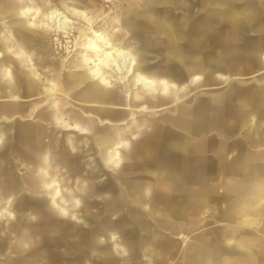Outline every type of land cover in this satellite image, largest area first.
Returning a JSON list of instances; mask_svg holds the SVG:
<instances>
[{"label":"crops","instance_id":"obj_1","mask_svg":"<svg viewBox=\"0 0 264 264\" xmlns=\"http://www.w3.org/2000/svg\"><path fill=\"white\" fill-rule=\"evenodd\" d=\"M32 1L0 0V15L11 19L12 15H19L27 21L31 31L43 35L51 33L49 16L53 10L63 11L70 17L73 10H78L85 12L86 16L83 20H75V25L81 22L90 26L89 36L86 37V43L79 47L83 52L79 55V61L71 66L72 73L54 69L52 66L56 65L45 63L46 53L35 54V59L39 61L35 65L29 64L27 61L29 56L19 49L2 56L1 60L5 63L0 64L3 66L0 67V154L3 152L8 154L11 150L15 158L25 159L30 164L44 163L43 170L38 171L40 180L31 179V186L36 191L43 189L46 192L48 200L53 204L52 211L59 218L75 224L77 223L75 211L82 213L86 209L81 201L85 186L79 179L75 188L69 186L67 183L69 176L64 175L71 170L67 168L66 163H77L82 160L78 171L84 170L96 175L98 187L103 180L111 181L105 178L109 175L126 178L154 176L156 184L160 185L154 201L163 209H171L173 214L162 222L150 223L168 237L177 238L174 240L176 245L169 253L165 264H184L185 252L189 257L193 256L192 262L189 260L188 264H199L201 260L204 264H264V235L226 239L222 241L226 250L218 252V255L206 251L199 256L190 247L191 244L196 245L198 241L181 242L183 235L180 233L189 225L191 219L195 225V212L199 216L201 211L208 208L234 211V222L228 223L232 226L259 225L258 220L264 221V183L259 185L262 187L260 192L252 189V186L249 187L258 177L259 168L250 167L251 161L244 158L242 150L243 147H247L252 151H258V148L264 147V120L261 123L263 135L259 138L252 136L253 133H258L260 128L257 98L264 96V82L255 93L239 82L262 75L264 81V72L254 76L264 71V52L260 63L258 58L247 51L259 66L246 76L236 66L231 67V70L228 67L229 63L219 61L226 65L229 73L234 72L233 75L239 77L231 82L236 88L233 95L226 92L228 81L221 72H217L218 74L211 78L208 67H204L207 72L209 71L206 74L207 79H212V83L206 85L201 84V78L206 71L194 73V90L200 92L193 100L194 95L191 92L184 91V87H179L167 76L157 77L137 66L136 56L132 51L134 45H138L139 48L143 47L153 53L147 47L153 38L164 37L167 41L173 38L175 44L183 45L177 42L182 37L180 17L176 13L181 5L180 0L177 2L139 0L137 6L140 9L129 11L123 21L132 38V45L122 41L113 42L92 29L93 19L86 10L70 7L67 2L62 9H54L44 0H41L42 8H35ZM205 2L217 6L214 12L219 19L225 20L230 15L236 16L244 12L247 19L253 16L252 9L245 11L241 8L230 14H218V9L224 10L223 4L217 3L216 0ZM236 4L243 3L236 0ZM131 29L145 34L144 43L140 35L136 38L131 34ZM154 29L157 31L155 35L148 32ZM210 30L209 25L204 26L203 35L209 34ZM241 34L242 32L239 33ZM93 45L103 51L122 50L130 54L134 61V66L130 67L133 69L132 74L111 68L110 70L99 63V54L92 50ZM252 49L257 48L251 47L250 50ZM88 56H92V60L97 61V66L102 67L101 77L93 73L94 67L88 62ZM200 60L211 63V60ZM10 61L12 64H9ZM32 66H37V69ZM44 71L48 72V76ZM144 81L149 83H143ZM210 85L218 88L201 90L202 87ZM132 86H137L139 91H132ZM19 93L27 98H19ZM149 94L159 96L156 102L160 106L167 105L172 99L183 97L178 101L181 111L177 124L158 122L159 119L167 118L168 109L152 111L145 107L139 108L141 106L139 104L149 99ZM247 94L250 95V99L246 98ZM41 98L44 99L34 105L24 104ZM209 101L219 102L212 110L205 109L204 105ZM185 107L193 108V114L187 116L184 113ZM141 117L147 119L146 122H140ZM16 119L32 123L16 125L14 122ZM124 122L127 123L123 124ZM134 124L135 130L131 131ZM168 131L195 138L196 141L184 144L170 141L167 139L168 135L171 136ZM228 131L236 133L232 135ZM18 133L26 139L24 145H21V150L16 143ZM243 134L246 138L239 139L238 136ZM242 141L246 144L244 145ZM232 147L238 148V151L231 153ZM167 150L180 152L184 157H192L191 161L176 162L177 167L184 164L186 168L184 174L169 177L162 173V169L170 164L158 161V158ZM99 169L106 172L102 177H99ZM46 174L49 177H46ZM217 181H221L219 189L214 186ZM111 183L117 188L118 184L113 181ZM115 190L110 189L105 193H114ZM184 193L187 194L185 203L179 202L177 195ZM213 196L215 198H212ZM106 198L108 200V197ZM10 208V199L6 202L0 200V219L12 215ZM147 211V208H144V212ZM172 232L179 235H172ZM128 240H132V237L129 236ZM258 243L262 244L260 249L256 245ZM160 252L163 253L164 249ZM111 260L113 259L107 263L110 264Z\"/></svg>","mask_w":264,"mask_h":264},{"label":"rangeland","instance_id":"obj_2","mask_svg":"<svg viewBox=\"0 0 264 264\" xmlns=\"http://www.w3.org/2000/svg\"><path fill=\"white\" fill-rule=\"evenodd\" d=\"M44 1L49 7L54 9H62L64 3L67 2V5L70 7L88 11L93 19L92 29L102 33L113 42L122 41L128 45H132V38L129 36L123 21L129 11L134 12L140 9L137 6L138 2H140L139 0ZM238 1L239 3L251 4L253 15L251 19L245 17V12L238 13L236 16L230 15L225 20L219 19L214 12V8L217 6L213 3L208 4L203 0H180L181 5L176 12L180 19L185 15H191L193 19L181 25L183 38L181 37L177 42L188 45L190 50L194 52L193 56L195 57L211 60V62L224 60L229 63V68H235L236 66L246 76L256 70L259 64L255 58L245 52L249 51L251 47L261 49L264 46V0ZM32 2L35 8L43 7L41 0H33ZM206 25H209L211 30L209 34L203 35V29ZM73 28L69 34H43L47 46L44 62L49 65H56L52 67L57 70H66L68 73H72L73 69L71 66L79 61V55L83 52L79 47L86 43L90 26L81 22L75 25L74 20ZM240 32H242L241 35H239ZM147 47L153 53H158L159 55L163 53L166 55L169 51V42L164 37L153 38V41ZM165 65L166 60L164 59L154 66ZM44 74L48 76V72L44 71ZM239 82L255 93L264 81L262 75L255 79L248 78ZM15 94L18 93L15 92ZM4 97L1 96V98ZM19 98L25 99L27 97L19 93ZM43 99L31 100L24 104L34 105ZM257 109L260 128L258 133H253V138H259L263 135L261 123L264 120V96L257 98ZM139 120L144 123L147 119L141 117ZM14 122L16 125L32 123V121H25L23 119H16ZM136 122L139 121L136 120ZM134 126L135 124L132 125L131 131L135 130ZM228 132L232 133V135L236 133L235 131ZM18 134L16 143L19 146V150H21V145H24L26 139L20 133ZM238 137L241 140H244L242 138H246L244 134ZM242 143L246 144L245 141H242ZM242 150L244 158L251 161L250 167L254 168L258 166L259 168L258 177L249 187L252 186V189L255 188L257 192H260L262 191V187L260 186L264 183V147L258 148V151H252L247 147H243ZM234 151H238V148L232 147L231 153H234ZM7 155L6 152L0 154V200L6 202L10 199L12 215L9 218L3 217L0 219V264H81L84 252L89 247L88 239L76 238L73 235L75 223L63 220L55 213L42 207L41 198L38 197L36 190L30 184L28 176L24 173L25 168L19 163L15 164L9 160ZM99 170V177L105 175L106 172L103 169ZM243 181L245 182V180ZM16 182L24 183L19 195V204L22 205L28 202L36 206L35 210H32V208L19 209L18 213L14 212L12 191ZM214 186L219 189L221 181L214 183ZM99 188V193H105V191L110 189H116V185L106 179L101 181ZM177 198L179 202L185 203L187 194H178ZM212 198L215 197L213 196ZM102 200L105 201L107 198L105 197ZM100 202L103 204V201ZM128 213L136 214L138 212L132 209ZM195 213V225H193V219H191L192 221L189 225L185 226L183 231L180 232L183 235L181 242L184 240H187L188 243L192 241H204L208 247L207 251L213 252L216 255H218V252L226 250L220 239L223 233L228 234V239L232 240L251 235H264V221L258 220L259 225H229V222H234V211H218L208 208L201 211L198 214L199 216H197V212ZM143 220L147 222L148 219L144 218ZM48 224L55 226L54 233L48 234L46 232ZM27 234L33 236L35 245L33 247L27 244L17 245V239ZM172 235H179V233L172 232ZM256 245L259 248L262 244L258 243ZM190 247L195 251V244H191ZM94 258L95 264H98L99 258L97 254H94ZM216 261L217 259L214 260V262Z\"/></svg>","mask_w":264,"mask_h":264},{"label":"water","instance_id":"obj_3","mask_svg":"<svg viewBox=\"0 0 264 264\" xmlns=\"http://www.w3.org/2000/svg\"><path fill=\"white\" fill-rule=\"evenodd\" d=\"M143 2H152L154 0H142ZM172 2H177L178 0H170ZM208 1V0H203ZM217 3L223 4L224 10H217L218 14H230L236 11L237 8H241L245 11H250L252 9L251 4L243 3L236 4V0H216ZM18 8V7H17ZM11 18L3 17L0 15V64L5 61L1 60L2 56L6 53H11L13 50H20L24 54L29 56L27 60L29 64L35 65L38 60L35 59V54H44L47 51V46L45 44V38L40 33H35L28 28V23L19 15H12ZM193 19L190 15H185L180 19L182 24L189 22ZM181 27V26H180ZM131 34L134 37L139 35L142 37V43H144L145 34L139 33L136 29H131ZM149 33L155 35L157 31L150 30ZM170 50L166 55L158 53H150L145 48H139L138 45H134L133 52L136 56V65L141 66L146 72L154 74L157 77L167 76L169 80L177 84L179 87H184V91L191 92L194 98L198 97L200 90H194V73L206 71L204 67H208V71L211 78L212 76L221 72L224 74L228 81V88L226 92L228 95H233L236 91L234 85L231 83L235 79L239 78L233 74L229 73L226 65L223 62L212 61L211 63L203 62L199 58H194V52L190 50L188 45H177L174 43V39L170 38ZM250 54L258 58L259 62L262 63L261 56L264 52V46L261 49H252L248 51ZM248 52H245L246 54ZM34 56V57H33ZM166 60L165 66H154L161 60ZM9 64H12L10 61ZM3 67V66H0ZM12 68L13 66H7ZM37 69V66H32ZM202 76L201 84H211L212 79H207L206 74ZM254 74L258 76L263 73ZM41 75L40 72H38ZM129 77V76H127ZM174 77V78H173ZM132 91L138 92L139 88L137 86H132ZM216 86H204L201 90H212L216 89ZM149 99L144 100V103L139 108L145 107L152 111H160L162 109H168L169 113L166 119H159L158 122L163 124H177L179 114L181 111V106L178 105L183 97H178L172 99L165 106H160L157 103L158 95H150ZM250 95L247 94L246 98ZM127 100H129V93H127ZM219 101H209L205 103V109H213ZM186 108V107H185ZM187 116L193 114V108L187 107L184 110ZM247 115H249L247 113ZM124 122L123 124H126ZM168 129V127L166 128ZM169 130V129H168ZM171 136L167 137L170 141H176L180 144L193 143L196 141L195 138H190L188 136H182L177 134H172L168 131ZM173 135V136H172ZM11 138H8V140ZM180 153V152H179ZM176 151H164L158 158V161L168 162L169 166H164L161 171L166 176H174L175 174L186 172V168L183 165L177 167L176 162H187L191 161L192 157H184L183 154H179ZM8 159L15 164H20L25 168V175L28 179H39L38 171H42L44 163L40 162L36 164H30L25 159L15 158L12 151L8 152ZM161 157V158H160ZM66 163L67 168L71 171H67L64 176H69L67 183L70 187L75 188L78 179L83 182L85 186L84 195L81 197L82 204L86 206L84 212L75 211L76 214V224L74 228L73 235L78 239L87 238L89 241V247L84 252V256L81 264H95L94 254H97L99 261L98 264H108L107 261L110 259L112 262L110 264H165L169 253L176 245L174 240L177 238H170L165 233H162L155 229L150 222H162L166 218L172 216L173 211L169 208H161L158 206L155 199V194L159 191V186L156 184V178L154 176H142L138 178H126L117 175H109L108 177L111 181L118 184L114 193H99L100 188L98 187V179L96 175H91L86 171H78L80 163ZM173 164V165H171ZM175 164V165H174ZM45 170V169H44ZM47 171V170H45ZM78 171V172H77ZM166 171V173H164ZM65 172V170H63ZM161 173V172H160ZM46 177L49 175L46 174ZM104 178V177H103ZM40 180V179H39ZM83 180V181H82ZM177 181V180H176ZM24 183L16 182L13 187V200H14V212L18 213L19 209L25 210L30 209L35 210L36 206L25 203L19 204V195ZM168 189H170L168 187ZM173 190V189H170ZM38 197L42 200V207L46 210L54 213L52 211L53 204L52 201L48 200V195L43 189L36 191ZM151 197L149 198V196ZM103 197H108V200H102ZM103 201V204L100 202ZM144 208H147V212H144ZM134 209L138 213L132 214L128 213L130 210ZM101 212V214H99ZM186 212H183V214ZM148 219L147 222L143 219ZM185 217L182 218L184 220ZM46 232L52 234L55 232V226L48 224ZM131 236L132 240H128ZM229 238V235L223 233L220 237L222 241ZM27 244L30 247L35 245L33 236L22 235L17 239V245ZM189 245V244H188ZM188 245H185L186 247ZM17 247V246H16ZM184 248V246H183ZM117 249L119 251H117ZM161 249L164 252L161 253ZM208 249L204 241H198L196 243L195 254L202 256L204 252ZM192 250V249H191ZM187 251V250H186ZM115 257V258H114ZM151 258V260L149 259ZM192 257H189L185 252L183 261L184 264H188L189 260L192 262ZM147 259V261H146ZM199 264H204L201 260Z\"/></svg>","mask_w":264,"mask_h":264},{"label":"bare ground","instance_id":"obj_4","mask_svg":"<svg viewBox=\"0 0 264 264\" xmlns=\"http://www.w3.org/2000/svg\"><path fill=\"white\" fill-rule=\"evenodd\" d=\"M50 14V13H49ZM86 13L78 10H73L72 16H68L63 11L53 10L49 16V22L51 25V33H62L69 34L73 28L74 20H83L85 19ZM35 25V24H34ZM49 26V25H48ZM92 47V46H91ZM92 50L98 52L99 60L98 62L108 67L109 69H115L117 71L125 72L132 74L131 66H134L133 58L127 52L122 50H110L103 51L98 48L96 45H93ZM88 62L93 65V73L101 77L102 72L100 66H97V61L92 60L89 56ZM110 69V70H111ZM124 74V75H125ZM143 83H149L144 81Z\"/></svg>","mask_w":264,"mask_h":264},{"label":"built area","instance_id":"obj_5","mask_svg":"<svg viewBox=\"0 0 264 264\" xmlns=\"http://www.w3.org/2000/svg\"><path fill=\"white\" fill-rule=\"evenodd\" d=\"M109 1V0H108Z\"/></svg>","mask_w":264,"mask_h":264}]
</instances>
